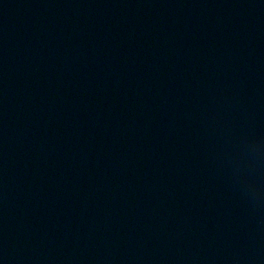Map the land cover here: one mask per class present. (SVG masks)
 I'll use <instances>...</instances> for the list:
<instances>
[{
	"label": "water",
	"instance_id": "water-1",
	"mask_svg": "<svg viewBox=\"0 0 264 264\" xmlns=\"http://www.w3.org/2000/svg\"><path fill=\"white\" fill-rule=\"evenodd\" d=\"M0 264H264V0H0Z\"/></svg>",
	"mask_w": 264,
	"mask_h": 264
}]
</instances>
